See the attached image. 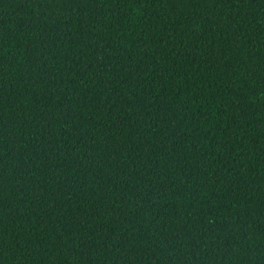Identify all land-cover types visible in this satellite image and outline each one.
I'll return each instance as SVG.
<instances>
[{
  "label": "trees",
  "instance_id": "obj_1",
  "mask_svg": "<svg viewBox=\"0 0 264 264\" xmlns=\"http://www.w3.org/2000/svg\"><path fill=\"white\" fill-rule=\"evenodd\" d=\"M0 264H264V0H0Z\"/></svg>",
  "mask_w": 264,
  "mask_h": 264
}]
</instances>
